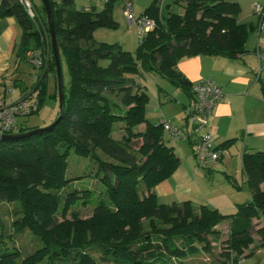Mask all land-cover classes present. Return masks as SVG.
I'll list each match as a JSON object with an SVG mask.
<instances>
[{"label": "trees", "instance_id": "trees-1", "mask_svg": "<svg viewBox=\"0 0 264 264\" xmlns=\"http://www.w3.org/2000/svg\"><path fill=\"white\" fill-rule=\"evenodd\" d=\"M32 1L49 35L42 0ZM114 2L99 11L95 6L77 8L75 0L60 6L50 1L62 66L66 64L70 78L63 116L45 127L25 126L17 119L6 134H30L0 138V199L17 201L16 211L21 213L12 223L14 234L28 229L43 245L24 258L18 250L1 251L0 264H16L19 259L21 264H185L201 250L199 244L209 250L219 241L217 226L226 218L231 223L221 264H238L254 243V220L264 212V150L243 153L252 199L238 204L236 212L224 214L191 200L161 203L155 188L176 172L181 158L166 143L164 124L147 119L149 95L139 78L158 73L195 103V83L178 69L179 61L201 54L239 57L247 51L253 26L239 22L242 8L237 0H167L166 16L163 0H153L141 15L156 25L129 51L95 38L98 27L116 26ZM0 16H14L21 24L22 58L44 46L36 24L17 0H3ZM50 45L51 40L46 75L34 87L39 91L37 108L30 114L43 106L50 74L57 83L51 97L59 98ZM141 125L145 128L138 129ZM72 149L93 160L108 186L89 217H83L79 207L89 203L91 190L69 191L62 198L70 181L66 173ZM256 232L258 247H264V226Z\"/></svg>", "mask_w": 264, "mask_h": 264}, {"label": "crops", "instance_id": "crops-1", "mask_svg": "<svg viewBox=\"0 0 264 264\" xmlns=\"http://www.w3.org/2000/svg\"><path fill=\"white\" fill-rule=\"evenodd\" d=\"M237 1L241 5L242 0ZM2 2L3 0H0V7ZM257 3L264 4V0H259ZM253 5L254 3L250 4V14L247 16L246 22H241L253 26L246 43L247 51L244 54L236 58L201 54L185 57L178 63V69L189 81L197 83L203 79L211 78L224 92V97L214 109L211 117V129L215 147H221L226 141L235 139L233 143L224 148L228 157L223 154L219 161L225 163L223 168L228 169V179L236 187H239V185H237L233 176L232 163L238 160L242 162L245 151L264 150V33L258 29L259 19ZM113 7L114 3L111 8L113 9ZM22 41L23 28L17 18L14 16H0V96L9 104L18 101L27 92L34 91L38 81L37 71L32 72V69H35L34 66L27 58L20 56ZM50 76L53 75L50 74ZM160 82L162 83L161 80ZM160 82L156 84L157 95L153 96V100L151 94L148 93L147 86L141 84L145 86V90L150 96L146 115L151 111L154 113L150 117L146 116L147 119L153 124H159L163 121L174 123L172 119H177L180 125H173L190 135L192 125L188 112L194 108V98L181 89L184 96L180 98L179 95V99L176 97V93L169 92L168 89L159 84ZM169 101L177 102V104L180 102L181 104V108L177 107L176 113L172 116H167L162 109V104ZM51 109V114L56 113V103H51ZM144 128L145 125L142 126V129ZM189 135L188 138L184 139L188 142V146L181 143L182 141L176 144L178 150L185 153L186 163H184L181 154L173 145L176 153L181 158V164L170 178L155 188L159 201L171 204L191 200L197 206L207 204L221 212L232 209V205H234L233 189H228L227 192L232 194L228 199V195L224 194V191H220L216 198H208L201 190V185L198 182L201 173L196 166L197 159L194 158V141L197 135L192 137H189ZM212 168L209 166L208 169L213 171ZM245 178L247 177L242 167L243 181H245ZM262 187L264 188V185ZM222 194L224 195L222 196ZM245 199L246 202L252 199L251 190L250 193H246ZM238 204L241 203L235 204L236 209ZM254 223L256 229L264 226L260 225L257 218Z\"/></svg>", "mask_w": 264, "mask_h": 264}, {"label": "rangeland", "instance_id": "rangeland-1", "mask_svg": "<svg viewBox=\"0 0 264 264\" xmlns=\"http://www.w3.org/2000/svg\"><path fill=\"white\" fill-rule=\"evenodd\" d=\"M125 1V0H124ZM153 0H133V10L136 17L140 16L142 11L152 3ZM167 0H163L162 7L164 15L166 16V4ZM259 0H242L241 6L242 11L238 16L239 22H246L247 16L250 14V4L257 3ZM75 5L77 8L81 7H89L95 6L97 10H102L105 8V3L93 0H75ZM173 9L176 10L178 8L172 6ZM113 19L116 21L115 27H98L95 30V38L98 41L108 42V43H119L121 44L124 50L134 51L136 47L139 45L140 41L142 40L145 34L140 35L139 29L137 25H130L127 21L126 15L123 9V0H116L114 2V7L112 9ZM253 15V12L251 13ZM48 23V21H47ZM102 63L105 64L103 61ZM32 64V63H31ZM30 64V65H31ZM33 65V64H32ZM31 65V67H32ZM34 66V65H33ZM35 68V66H34ZM37 69H32V72H36ZM64 72V82L66 85H69V74L64 63L63 66ZM48 84H47V95L44 99L43 106L41 107L39 112H34L28 116H22L18 118V124H25V126L34 127V126H49L51 125L57 118V114L59 112V98L56 100L51 97L54 92H56V79L54 76H47ZM46 80V81H47ZM162 81V83L160 82ZM141 84L146 85L148 88V93L151 94L152 100L153 96L157 95V82L166 89L169 90L172 94H177L176 97L182 98L184 96V92L181 89L173 84H171L167 79L162 77L157 73H147L143 77L139 78ZM39 91L32 92V98L30 101L33 103L36 101ZM34 94V95H33ZM150 97V96H149ZM163 97V95H162ZM179 98V99H180ZM150 100V98H149ZM51 103H56V113H52ZM181 108L180 102H165L162 104L163 112L167 116H172L176 113V109ZM154 114L151 112L148 113L146 116H152ZM173 124L180 125L177 119H172ZM191 125L193 126V120L190 118ZM143 125L139 126L138 129H141ZM19 132L18 128L15 130V133ZM116 136H119L116 134ZM165 141L170 146H175L177 151L181 154V158L184 163L187 162L185 153L183 151L178 150L176 146L177 142H181L188 146V142L184 139H175L170 137L168 131L165 130L164 132ZM136 146L140 145V141L135 142ZM224 156H227L226 150L222 149ZM196 155L194 156V158ZM196 166L200 171L198 182L201 185V190L203 191L204 195L208 198H216L220 191H224V194H227V199L232 194L231 192H227L228 189H233V202L232 209L224 210V214H231L237 211L236 203H243L246 202L245 195L247 192L250 193V188L247 183V178L245 181L242 179V162L238 160L237 162H233L231 168L233 169V176L235 182L239 187H236L230 179H228V169L223 168L225 163L222 161H215L208 165L207 168L200 165L198 158L196 157ZM69 166L67 169L66 177L70 179L67 187L62 191V198L66 196L69 191L79 190H91V193H88L87 199L89 203L79 207L80 213L83 217H89L92 215L93 208L97 203L98 197L105 196V192L107 189V185L102 182L101 176L103 175L100 172V175H97V166L93 162L90 157L81 156L77 154L73 149L69 154ZM219 161V162H218ZM225 161V159H224ZM218 165V167H217ZM212 168L214 166L213 171H210L208 168ZM233 178V177H232ZM211 185V186H209ZM81 194V193H80ZM83 194V193H82ZM222 194V196L224 195ZM82 199H79L81 201ZM16 207H19V203L15 202H7L5 200L0 199V252L4 250H18L21 254V257L24 258L37 249L41 248L43 242L40 238L34 236L30 230H25L23 233L14 234V229L12 223L15 219L21 216V213L16 211ZM15 210V211H14ZM257 221H260V225H264V212L261 214ZM230 219H224L217 228L221 231V236L219 237V241H213L211 243V249L207 250L204 249L203 244H199L201 250L193 256H190L188 259L185 260V264H221L222 263V252L227 249L225 245V239L229 236L230 232ZM14 237L12 238V236ZM253 237L254 243L245 250V254L240 257V261L238 264H264V247H258L260 242V236L256 232V228L253 230ZM210 239H213L210 237ZM98 259V256L95 255ZM16 264H21V260L19 259ZM100 264H113L101 262ZM236 264V263H234Z\"/></svg>", "mask_w": 264, "mask_h": 264}, {"label": "built area", "instance_id": "built-area-1", "mask_svg": "<svg viewBox=\"0 0 264 264\" xmlns=\"http://www.w3.org/2000/svg\"><path fill=\"white\" fill-rule=\"evenodd\" d=\"M25 9L28 17L34 21L41 34V39L44 43L43 47L31 49L27 51V60L30 61L37 69V78L45 76L47 72V64L51 55L49 48L50 38L46 32L39 13L32 0H17ZM57 6L63 5L66 0H50ZM102 3H110L116 0H93ZM253 9L258 16V29L264 33V4L255 3ZM124 13L130 25H137L139 34H146L155 27V21L147 16H135L133 10V0L124 1ZM51 46V45H50ZM42 78V77H41ZM193 91L196 95L194 108L188 112L189 118L193 120L192 131L190 135H197L194 142V152L199 160L200 165L207 167L212 162L222 158L223 151L221 148L215 147L213 143V133L211 129V117L214 109L224 97L222 88L217 85L213 79H203L193 86ZM32 94L28 97H22L13 103H7L0 96V134H6L16 127V121L19 117L27 116L37 108V101H30ZM165 130L170 136L175 139L188 138L179 127L173 125L170 121H163Z\"/></svg>", "mask_w": 264, "mask_h": 264}, {"label": "water", "instance_id": "water-1", "mask_svg": "<svg viewBox=\"0 0 264 264\" xmlns=\"http://www.w3.org/2000/svg\"><path fill=\"white\" fill-rule=\"evenodd\" d=\"M42 3L46 9L47 13V21H48V28H49V34H50V40H51V46H52V53L56 65V75L58 80V89H59V116L58 118L50 125L53 126L59 122V120L62 118L64 110H65V83H64V72H63V66H62V60L60 55V48L58 44L53 14H52V7L49 0H42ZM36 132V130L34 131ZM30 133L25 134H0V138H20L21 136L27 135Z\"/></svg>", "mask_w": 264, "mask_h": 264}, {"label": "clouds", "instance_id": "clouds-1", "mask_svg": "<svg viewBox=\"0 0 264 264\" xmlns=\"http://www.w3.org/2000/svg\"><path fill=\"white\" fill-rule=\"evenodd\" d=\"M50 35V34H49Z\"/></svg>", "mask_w": 264, "mask_h": 264}]
</instances>
